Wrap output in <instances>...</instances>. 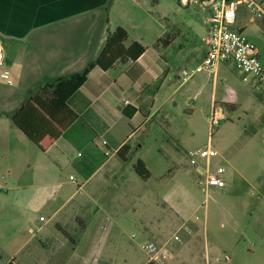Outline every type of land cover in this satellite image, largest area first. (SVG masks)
I'll use <instances>...</instances> for the list:
<instances>
[{"label":"rangeland","instance_id":"1","mask_svg":"<svg viewBox=\"0 0 264 264\" xmlns=\"http://www.w3.org/2000/svg\"><path fill=\"white\" fill-rule=\"evenodd\" d=\"M210 1L111 0L110 5L120 6L114 14L119 22L126 19L123 9L129 8L131 19L123 22L133 39L146 46L161 39L158 45L172 67L178 73L181 67L191 73L201 56L188 54L182 60L180 45L188 40V50L194 49ZM253 1L264 9V0ZM235 28L258 47L264 64V20L240 5ZM166 41H177L170 52L164 50ZM218 81V102L226 95L236 103L235 110L225 108L227 120L220 126L211 132L207 117L212 79L197 99L187 86L165 108L167 128L155 124L141 136L144 147L133 160L121 163L117 170L105 167L87 183L71 165L65 166L61 181L73 197L55 215L54 209L67 197L56 196L52 210L46 208L47 197L40 188L26 189L18 196L12 190L13 182L32 184L38 162L25 161L30 152L19 160L16 152L25 148L19 141L21 132L13 127L9 133L13 155L9 161L0 160V238L18 241L15 249L30 240L23 254L43 240L46 247H41V255L52 264L87 255L93 248L103 254L97 264H150L141 246L165 242L179 232L182 242L168 264H264V83H244L234 63L221 67ZM209 144L219 153L213 168H225L227 186L206 195L197 186L200 169L191 166L183 153ZM139 159L151 171L148 180L134 170ZM71 174L78 178L74 184H68ZM31 199L32 213L21 212V204ZM166 202L185 211L189 220H177ZM41 217L48 220L46 224ZM86 223L89 229L83 233ZM184 224L191 234L182 229ZM71 240L80 242L75 253Z\"/></svg>","mask_w":264,"mask_h":264},{"label":"crops","instance_id":"2","mask_svg":"<svg viewBox=\"0 0 264 264\" xmlns=\"http://www.w3.org/2000/svg\"><path fill=\"white\" fill-rule=\"evenodd\" d=\"M110 3L111 0H0V42L11 73V83L0 84V160L9 161L13 155L9 133L15 127L23 136L19 137V141L25 148L23 152H16L19 160L25 159V153L30 152L25 161L38 162L32 184L18 185L13 182L12 190L18 196L26 189L40 188L47 197L44 200L46 208L52 210L56 207V196L67 197L59 208L54 209V215L73 197L69 196L66 183L61 181L65 166L71 165L87 183L103 168L111 166L117 170L121 163L133 160L144 147L141 136L151 132L155 124L167 128L165 108L169 100H174L187 86V92H192L197 99L212 79L208 119L214 107L225 110L229 104L236 109V103L226 95L221 103L218 102V77L224 64L218 67L216 77L202 73L185 79L184 72L187 71L184 67L178 73L163 56L158 45L161 39L151 46L133 39L126 22H123L131 19L129 8L123 9L126 19L119 22L114 14L119 12L120 6ZM207 10L208 15L196 34L194 49L188 50L190 41L187 40L179 50L182 60L188 58V54L196 58L201 56L197 66L204 61L207 53L205 38L211 12L209 6ZM118 27L128 32L127 47L138 42L145 52L136 61L118 62L108 71L93 68L70 102L71 109L78 116L76 122L66 132L55 128L40 145L31 142L22 131L24 124L38 110L28 100L29 92L42 82L84 71L96 58L108 35ZM176 42H163L164 50L170 52ZM132 109L135 113L129 118L125 111L132 112ZM124 146L131 148L130 154L122 152L125 160L119 155ZM71 176L78 181L77 175L71 174L68 184H74ZM79 189L82 187L79 186ZM33 201L21 204V212L32 213L30 203ZM166 205L177 220H189L182 209L168 202ZM47 221L42 222L46 224ZM88 229L87 223L82 226L83 233ZM30 242L15 249L18 241L9 243L0 238V264H52L51 260L46 262L41 255V247H46L43 240L23 254L22 248L30 246ZM70 243L75 247V253L80 242L71 240ZM102 258V252L97 253L93 248L87 255H72L59 264H97Z\"/></svg>","mask_w":264,"mask_h":264},{"label":"built area","instance_id":"3","mask_svg":"<svg viewBox=\"0 0 264 264\" xmlns=\"http://www.w3.org/2000/svg\"><path fill=\"white\" fill-rule=\"evenodd\" d=\"M186 1L183 0V3L186 4ZM240 5H247L253 17L264 20V9L253 0H211L205 38L206 57L191 73L184 72L185 79L202 73L216 77L217 69L221 64L234 63L244 83L252 82L258 85L264 83V64L258 47L244 35L242 29L235 28ZM7 83H11V73L6 65L5 49L0 42V84ZM208 120L212 132L227 120V116L222 108L214 107ZM183 154L191 166L200 169L197 186L206 195H209L214 188L221 189L227 186L224 178L225 168L223 166L213 168L212 161L219 157V153L211 144L206 148ZM70 180L75 182L76 179L71 176ZM2 190L3 188L0 187V191ZM41 221L47 219L41 217ZM186 225L184 224L182 229L187 234H191V228ZM181 242L182 238L177 232L165 242H147L141 246V249L148 255L150 264H168L172 260V252Z\"/></svg>","mask_w":264,"mask_h":264},{"label":"trees","instance_id":"4","mask_svg":"<svg viewBox=\"0 0 264 264\" xmlns=\"http://www.w3.org/2000/svg\"><path fill=\"white\" fill-rule=\"evenodd\" d=\"M127 40L128 32L124 28L118 27L108 35L98 55L84 71L42 82L32 89L27 98L38 110L22 127L25 136L34 144L40 145L55 128L66 132L78 119L77 114L70 107L71 99L87 81L91 70L100 67L104 71H108L118 62L136 61L145 52V48L138 42H134L127 47ZM225 107L228 110H234V105L228 104ZM134 113L135 109H132V112L125 111L129 118ZM122 152L130 154L131 148L124 146L121 149L119 155L123 158ZM134 170L143 180H148L151 177L150 171L142 160L137 161Z\"/></svg>","mask_w":264,"mask_h":264}]
</instances>
